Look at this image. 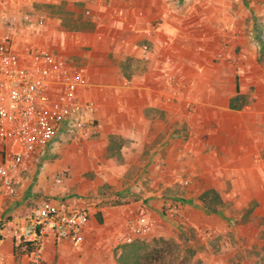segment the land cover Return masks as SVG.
Wrapping results in <instances>:
<instances>
[{"label":"crops","instance_id":"1","mask_svg":"<svg viewBox=\"0 0 264 264\" xmlns=\"http://www.w3.org/2000/svg\"><path fill=\"white\" fill-rule=\"evenodd\" d=\"M80 1L90 14L78 29L59 33L48 18L36 39L84 69L92 83L86 94L98 103L97 131L81 143L58 136L27 161L15 194L0 197V264H32L16 253L11 226L44 200H93L95 206L80 247L48 236L42 264H111L114 248L120 246L119 257L130 243L120 240L126 220L159 217V185L184 174L195 181L199 197L210 189L220 198L249 195L263 208L264 0ZM231 67L239 83L219 72ZM121 75L129 77L126 84L116 82ZM183 96L195 103L190 112L180 104ZM175 128L189 135L185 139ZM111 135L123 140L122 165L104 159ZM65 147L79 154L64 157L70 172L56 183L53 172L60 165L49 163V156ZM143 162L145 172L138 168ZM138 169L149 188L142 181L123 183L126 171ZM87 170H93L91 178ZM140 190L143 196L134 200Z\"/></svg>","mask_w":264,"mask_h":264},{"label":"built area","instance_id":"2","mask_svg":"<svg viewBox=\"0 0 264 264\" xmlns=\"http://www.w3.org/2000/svg\"><path fill=\"white\" fill-rule=\"evenodd\" d=\"M31 3L0 0V197L15 194L16 177L27 161L58 136L81 143L99 124L98 103L86 94L91 81L82 67L36 39L46 27L47 17L34 12ZM155 29L156 24H151L149 30ZM140 46L148 51L147 44ZM62 179V173L54 176L56 183ZM93 206V200L82 205L44 200L34 205L12 222L16 253L27 255L32 264H42L43 241L48 236L80 247ZM153 221L146 216L128 218L120 240L133 241Z\"/></svg>","mask_w":264,"mask_h":264},{"label":"rangeland","instance_id":"3","mask_svg":"<svg viewBox=\"0 0 264 264\" xmlns=\"http://www.w3.org/2000/svg\"><path fill=\"white\" fill-rule=\"evenodd\" d=\"M31 7L34 12H41L47 19L53 20L59 33L78 29L81 19L86 15L80 0H32ZM233 52L238 54V48L235 47ZM121 72L124 75L122 70ZM219 72L231 78L234 84L240 82L232 67L229 70L219 69ZM128 79L127 75H121L116 82L123 85ZM253 88L249 86L248 91ZM179 91L182 92V89ZM180 100L183 108L190 112L191 104L195 103L184 96ZM114 102L117 109H120L121 99L116 98ZM177 133L184 138L189 135L188 130L181 128L177 129ZM88 150V146L84 147L82 153L85 154ZM120 153V147L108 149L104 153V159L114 165H122L124 161ZM75 154L79 153L74 147L52 152L49 163L60 165L53 173L67 175L70 169L68 162H63L64 157L66 159ZM146 167L145 162L138 166L143 171ZM139 169L126 171L123 183L133 185L142 181V187L147 189L149 178H140ZM93 174V170L85 172L87 178H91ZM159 187L162 188L159 217L154 219L147 232L137 237L140 264H264V206L259 207L257 200L249 198V195L237 200L238 195L232 198L225 193L222 194L224 201L221 198V203L215 205L217 211L212 212L203 209L198 186L186 174L179 177L178 182L171 185L169 182L165 185L161 183ZM142 196L140 190L132 198L138 200ZM113 252L111 264H118L120 246L115 247Z\"/></svg>","mask_w":264,"mask_h":264},{"label":"trees","instance_id":"4","mask_svg":"<svg viewBox=\"0 0 264 264\" xmlns=\"http://www.w3.org/2000/svg\"><path fill=\"white\" fill-rule=\"evenodd\" d=\"M231 105L234 106L231 100ZM121 137L117 135H111L109 137V149L113 150L115 147L119 148L122 144ZM211 195V197H210ZM208 197H210L209 200ZM202 203L204 204L203 209L205 211L210 210L212 212H216L217 209L215 205L221 203V198L218 193L213 191L212 189L204 192L201 195ZM138 243H129L123 246L122 252L120 253L117 261L119 264H140L141 254L138 250Z\"/></svg>","mask_w":264,"mask_h":264}]
</instances>
